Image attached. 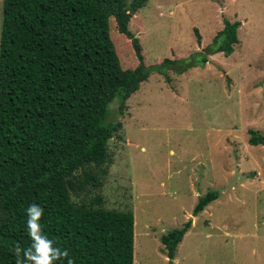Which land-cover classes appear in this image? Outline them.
<instances>
[{
    "label": "rangeland",
    "instance_id": "1",
    "mask_svg": "<svg viewBox=\"0 0 264 264\" xmlns=\"http://www.w3.org/2000/svg\"><path fill=\"white\" fill-rule=\"evenodd\" d=\"M131 16L147 65L203 51L223 17L240 22L238 43L182 74L152 71L121 109L114 98L108 121L121 128L107 173L81 198L133 212V264H167L160 236L188 219L173 264H264V145L248 143L249 130L264 135V0H147ZM112 21L122 68H132L131 44ZM212 190L218 198L193 216Z\"/></svg>",
    "mask_w": 264,
    "mask_h": 264
},
{
    "label": "trees",
    "instance_id": "2",
    "mask_svg": "<svg viewBox=\"0 0 264 264\" xmlns=\"http://www.w3.org/2000/svg\"><path fill=\"white\" fill-rule=\"evenodd\" d=\"M147 0H3L0 27V264H17L16 248L32 245L26 209H43L42 234L67 257L54 264H133L131 210L105 208L99 187L107 169L108 142L120 121H108L117 98L124 105L153 72L182 74L204 65L209 55L229 56L238 43V20L222 18L211 41L189 57L145 63L138 38L129 30L132 11ZM110 20L131 44L136 66L122 68L110 38ZM139 22L138 18L134 22ZM115 25L113 28H115ZM110 33V34H109ZM197 41L200 35L195 29ZM250 145L264 135L249 130ZM90 192V191H89ZM207 191L197 215L217 199ZM90 199V200H89ZM191 226L161 234L167 264Z\"/></svg>",
    "mask_w": 264,
    "mask_h": 264
},
{
    "label": "clouds",
    "instance_id": "3",
    "mask_svg": "<svg viewBox=\"0 0 264 264\" xmlns=\"http://www.w3.org/2000/svg\"><path fill=\"white\" fill-rule=\"evenodd\" d=\"M26 214L28 234L33 243L29 249L24 250L23 260L20 259L21 249L16 248L17 264H54V261L67 257L66 251L54 248L53 242L42 234L39 221L43 215V209L39 205L32 204L26 209Z\"/></svg>",
    "mask_w": 264,
    "mask_h": 264
},
{
    "label": "water",
    "instance_id": "4",
    "mask_svg": "<svg viewBox=\"0 0 264 264\" xmlns=\"http://www.w3.org/2000/svg\"><path fill=\"white\" fill-rule=\"evenodd\" d=\"M132 13H134V11H132Z\"/></svg>",
    "mask_w": 264,
    "mask_h": 264
}]
</instances>
